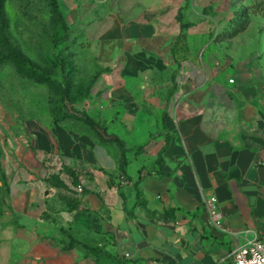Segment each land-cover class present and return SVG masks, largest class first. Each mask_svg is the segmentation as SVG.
<instances>
[{
	"label": "crops",
	"instance_id": "1",
	"mask_svg": "<svg viewBox=\"0 0 264 264\" xmlns=\"http://www.w3.org/2000/svg\"><path fill=\"white\" fill-rule=\"evenodd\" d=\"M216 1L110 12L82 110L97 131L30 121L3 146L0 264H235L234 248L264 233V61L240 36L214 42Z\"/></svg>",
	"mask_w": 264,
	"mask_h": 264
},
{
	"label": "rangeland",
	"instance_id": "2",
	"mask_svg": "<svg viewBox=\"0 0 264 264\" xmlns=\"http://www.w3.org/2000/svg\"><path fill=\"white\" fill-rule=\"evenodd\" d=\"M131 1L58 0L70 27V38L57 45L55 33L59 21L51 0H4V24L0 23V158L4 154L3 146H8L9 137L18 136L26 122L56 123V110L60 106L57 86L22 73L14 58L9 56L10 49L16 48L35 67L56 79L60 78V69L55 57L62 55L71 70L67 107L69 111L82 113L86 109L84 102L89 100L94 89V70L89 63L93 37L100 33L111 11H124ZM240 2L216 1L215 7L219 6L224 12L222 25L227 23ZM243 2L247 4L249 0ZM211 11L213 7L208 14ZM239 36V46L264 60V16L252 15L248 28ZM3 174L0 163L1 180Z\"/></svg>",
	"mask_w": 264,
	"mask_h": 264
},
{
	"label": "trees",
	"instance_id": "3",
	"mask_svg": "<svg viewBox=\"0 0 264 264\" xmlns=\"http://www.w3.org/2000/svg\"><path fill=\"white\" fill-rule=\"evenodd\" d=\"M53 5V12L57 16L59 21V29L55 33L57 45L62 44L69 40L70 38V27L59 8L58 0H51ZM241 0L239 5L235 7L232 11V17L227 21L222 30L214 36V42H222L224 40L232 39L243 33L249 26L250 17L252 15H262L264 16V0H249V3L245 4ZM3 5L4 0H0V23L4 24L3 18ZM178 21L180 22L181 31L187 29L191 24L183 23L181 15H178ZM183 36V33L180 36ZM9 56L14 58L20 71L32 77H37L38 79L47 82L51 85L57 86L58 93L60 95V106L57 107V122L62 121L66 118H73L76 120L84 121L90 127L97 131L96 123L88 117L86 114H81L74 111H69L67 107V101L69 100V87H70V73L69 63L62 55H57L55 57V62L60 69V78H53L47 71L41 70L35 67L29 59L22 55V53L16 48H11L9 51ZM263 60V59H262ZM264 61V60H263ZM125 163V157L123 154L122 166ZM68 173H73L70 169H67ZM72 176H74L72 174ZM49 180L51 184L57 187L65 188V183L60 179L59 175H52ZM77 179L74 177V183Z\"/></svg>",
	"mask_w": 264,
	"mask_h": 264
},
{
	"label": "built area",
	"instance_id": "4",
	"mask_svg": "<svg viewBox=\"0 0 264 264\" xmlns=\"http://www.w3.org/2000/svg\"><path fill=\"white\" fill-rule=\"evenodd\" d=\"M233 82V80H230ZM79 192L83 189L78 187ZM204 206L208 212L211 226L217 230L224 231L223 214L219 207L217 197L211 196L204 199ZM235 264H264V233L254 236L247 243L237 245L232 252Z\"/></svg>",
	"mask_w": 264,
	"mask_h": 264
}]
</instances>
